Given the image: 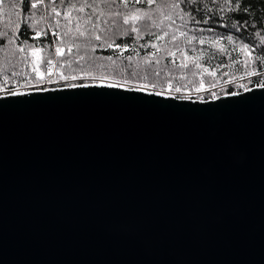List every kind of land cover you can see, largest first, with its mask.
<instances>
[{"label":"water","instance_id":"95a60500","mask_svg":"<svg viewBox=\"0 0 264 264\" xmlns=\"http://www.w3.org/2000/svg\"><path fill=\"white\" fill-rule=\"evenodd\" d=\"M32 93L0 95V264H264V89Z\"/></svg>","mask_w":264,"mask_h":264},{"label":"snow or ice","instance_id":"6c2138e0","mask_svg":"<svg viewBox=\"0 0 264 264\" xmlns=\"http://www.w3.org/2000/svg\"><path fill=\"white\" fill-rule=\"evenodd\" d=\"M99 3L115 5L119 2L123 6L127 7L133 0H98ZM135 3L139 4L141 2L146 3L151 6L156 3V0H134ZM183 0H171V7L173 9L180 8ZM191 3H196V0H190ZM27 3L28 6V15H23L24 9L21 7ZM49 3L52 5L56 4V0H8L7 5L5 0H0V13L4 12L5 7L11 9L10 15L15 16V20L11 21V26L13 27V37L8 38V43H13L14 39L18 38L19 30L22 25H27V28L36 30L37 25L40 24L41 20H45L46 17L41 15L38 19L36 18V12H46L49 7ZM65 0H60V4L63 5ZM97 3V0H93L91 4L88 3V0H83L78 11L83 12L85 7H93ZM232 0H224L225 5H231ZM205 7H207L205 5ZM77 5L71 3V0H68V11L65 16V19L68 23L72 21V9H76ZM241 8L240 3H236L234 6L229 7V11L238 10ZM210 10V9H209ZM220 11H224V8H220ZM52 12L55 13V16L59 17L60 12L57 11L55 7L52 8ZM115 16H122V26L119 32V36L122 37H131L132 43H115L114 38H110V42L105 41L104 44H92L91 40L88 39L87 43H76L80 37H85L87 39V32L82 31L79 22L77 21V26L75 32L77 35H71L73 29L68 28L67 24L65 25L66 31L63 34H59L56 31H51V36L53 37L51 43L45 44L44 46L34 45L28 43V40H22L21 43L26 45L28 51L31 52L32 59L29 61L28 56L25 55L21 58L20 62L24 63V67L27 68L30 64L31 72H22L17 73L13 72V76L23 75L25 77L24 83L21 86L24 90L19 88H9L7 85L11 77L5 75L3 82L0 83V94L4 96L12 97H24L32 95V89L35 92H56L62 90L63 88L67 89H86L90 87L96 88H107V89H117L123 88L125 91L130 93H146L148 96L154 97H164L165 99L171 100H190L193 103L199 102L201 104H208L213 101L221 100L222 97H238L243 93L252 92L254 89H264V70H258L257 67L251 68L249 70V58L252 56V45L240 41L239 51L244 54V60L240 61L231 57V53L228 50L220 45V41L226 39L229 44L235 43V38L232 35L226 37H215L214 39L208 36L201 34L200 36H191L184 31L180 32V36H184L187 40V44L191 45L193 40H198V43L203 45L209 43L210 45L216 46L220 53H224L229 56L230 63H216L214 66L205 67L201 60L207 59L211 62L215 59L216 54L206 52L205 50H198L193 47L191 51L193 53H198L194 56H188L184 48H181L179 45L175 46V51L172 48L166 49V56L172 57L170 63L174 66L175 69H180L179 74V84H174V81L177 80L176 76L172 75L173 68H169L167 64H162V60L165 57L157 58V52H160L161 47L154 42L148 41L144 44H138V42L143 39V33L148 36L155 35L156 40H163L169 34L168 32H163L162 35H156L152 32L153 28L158 27L155 20L152 19V16L143 9H136L132 12L121 13L119 11L114 13ZM191 18L190 13H185ZM171 19V17H168ZM181 20H184V16H180ZM194 19V18H193ZM144 22L141 27H137V24ZM106 23V22H105ZM195 23H201V21H195ZM203 23H208V20H203ZM123 25H128L129 27L124 28ZM56 26H59V20L56 22ZM53 25L48 24L47 29L41 28L39 31H35V35L31 37L32 40H39L43 36L49 34V30L52 29ZM233 28H236L239 31V28L236 25H233ZM205 31L212 33L213 29H199L200 33ZM7 32H0V37H6ZM92 38L96 41H100L102 37L97 34L95 31V24H93V31L91 33ZM256 36L260 37V47L264 48V35H261L260 32L255 33ZM64 37H69L67 41L64 40ZM178 37L173 34L169 43L176 41ZM98 47H107L114 48L119 54L116 56V59L112 55L108 56H95ZM155 49V51L146 52L143 56V66L136 60V57L140 55V49L147 48ZM75 48L76 55L73 59H58L66 55L65 49H67V54L71 55ZM86 49L83 54L80 53V49ZM236 49L233 48V51ZM19 52L24 53L25 48L21 47L18 49ZM125 51H131L135 53L133 55H123ZM179 51L181 54L180 62L177 63L175 57L176 52ZM41 53H47L45 56H41ZM91 53V54H90ZM117 61H120V64H117ZM124 61H127L125 64ZM105 62H110L108 66L116 65L120 68L119 78L111 75H106L102 70L105 68ZM193 66L191 71V76L193 79H188L187 74L184 72L185 69H189V65ZM251 63L264 67V54H257L252 60ZM76 64L79 67V70L72 68V65ZM123 64V67L120 65ZM233 64H242L243 73L240 76H236L234 73L230 74L228 71H223L220 73L221 69L231 68ZM43 65V69L42 66ZM67 67L69 69L68 73H65L63 69ZM99 71L100 74L96 75L95 73ZM240 71V69H236ZM163 73V75H162ZM218 73H220L218 75ZM205 76L210 77L209 81H205ZM151 77V80H150ZM198 82L196 81V78ZM251 77H258L259 79L253 81ZM227 78V79H225ZM98 81V83H77L76 81ZM186 81V83H185ZM223 81V83H221ZM246 81V82H245ZM61 82L62 88H49L44 85L57 84L60 85ZM225 85H232L234 90L228 91ZM191 86V87H190ZM213 89H218L215 91ZM193 93H195V100H193ZM201 93H206L205 95ZM16 102H23L17 100Z\"/></svg>","mask_w":264,"mask_h":264},{"label":"trees","instance_id":"16d2710c","mask_svg":"<svg viewBox=\"0 0 264 264\" xmlns=\"http://www.w3.org/2000/svg\"><path fill=\"white\" fill-rule=\"evenodd\" d=\"M8 0H5V4L7 5ZM47 2V0H46ZM83 0H71V3L77 5L76 9H72V21L68 23L65 19V16L68 11V0H65L63 5L60 4V0H56V4L52 5L49 3V7L46 12H36V18L38 19L41 15L45 16V20H41L40 24L37 25L35 31H39L41 28L47 29L48 24H52V29L49 30V34L47 36L41 37L39 40H32L31 37L35 35V31L27 28V25H22L21 29L18 33V38L14 39L13 43L9 44L8 38L13 37V27L11 26V21L15 20V16L10 15L11 9L5 7L4 12L0 13V32H7L6 37H0V83L3 82L4 76L7 75L11 77L8 87L9 88H19L23 89L21 86L24 83L25 77L23 75L13 76V72L22 73V72H31V66L27 68L24 67V63L20 62L21 58L25 55L28 56V60L32 59L31 52L27 50L26 45L22 44V40H28V43L44 46L45 44L51 43L53 37L51 36V31H56L59 34H63L66 31L65 25L67 24L68 28L73 29L71 35H77L75 32V28L77 26V21L79 22V26L82 31L87 32V39L85 37H80L76 43H87V40L90 39L92 44H104L105 41L110 42V38L115 39V43H132L131 37H122L119 36V32L122 26V16H115L114 13L119 11L121 13L132 12L136 9H143L147 11L152 19L155 20L158 27L153 28L152 32L156 35H162L163 32H168V36L163 40H156L155 35L148 36L143 33V39H141L138 44H144L148 41L157 43L161 47V51L157 52V58L165 57L162 60V64H167L169 68H173L172 75L177 77V80L174 81V84H179L180 81L178 79L180 74V69H175L173 65H171L170 61L172 57L166 56V49L172 48L175 51V46L179 45L181 48H184L187 52L188 56H194L198 53H193L191 49L193 47L198 50H205L209 53H215V59L211 62V64L207 61V59L201 60V63L204 64L205 67L214 66L216 63H230V59L228 55L224 53H220L216 46L210 45L209 43H205L203 45L198 43V40H193L191 45L187 44V40L184 36H180V32L184 31L188 34L189 37L195 35L200 36L201 34L215 38L226 37L228 35H232L235 38L234 44H229L226 39L220 41V45L225 47L228 52L231 53V57L237 60L243 61L244 54L239 51L240 41L244 43H248L252 45V56L249 58L250 62L248 65L249 70L253 67H257L258 70H264V67L259 66L258 64L254 65L251 63V60L257 54H264V48L260 47V37L256 36V32H260L261 35H264V0H232L231 5H225L224 0H196V3H191L190 0H183L180 5V8L173 9L171 7V0H156V3L149 6L146 3H135L134 0L127 7L119 4V2L115 5L97 3L93 7H85L83 12L78 11ZM93 0H88V3L91 4ZM236 3L241 4V8L234 11H229L228 8L234 6ZM205 5L207 7H205ZM24 9L23 15H28V6L27 3L21 6ZM55 7L58 12H60V16H55V13L52 12V8ZM220 8H224V11H220ZM210 9V10H209ZM185 13H190L191 18ZM184 16V20L180 19V16ZM171 17V19H168ZM194 18V19H193ZM207 19L208 23H203V20ZM59 20V26H56V22ZM195 21H201V23H195ZM106 22V23H105ZM143 21L137 24V27H141L143 25ZM93 24H95V31L99 34L102 39L100 41H96L92 38ZM233 25H236L239 28L237 31L236 28H233ZM124 28L129 27L128 25H123ZM208 29L212 28L213 32L209 33L205 31L204 33H200L199 29ZM175 34L178 39L172 43H169L171 40V36ZM69 37H64V40L67 41ZM24 47L25 52L21 53L18 51L19 48ZM233 48L236 50L233 51ZM86 49L81 48L80 53L83 54ZM76 49L73 48V52L71 55L67 54V49H65L66 55L64 57L58 58L61 60L68 59L71 60L76 55ZM140 55L136 57V60L143 66V56L146 52L155 51V49L147 48L140 49ZM91 54V53H90ZM119 53L114 49H110L107 47H98L95 56H108L112 55L114 59ZM47 53H41V56H45ZM133 55L135 53L131 51H125L124 54ZM181 54L179 51L176 52V61L180 62ZM126 64L127 61H124ZM106 66L102 70L106 75H111L119 78L120 68L116 65L108 64L110 62H105ZM117 64H120V61H117ZM43 69V65L41 66ZM123 67V64L120 65ZM72 68L79 70L78 65L73 64ZM236 69H240V71H236ZM193 70V66L189 65V69H185L184 72L187 74L188 79H193L191 76V71ZM65 73L69 72V69L65 67L63 69ZM223 71H228L230 74L234 73L237 77L242 75L244 69L242 64H233L231 68L221 69L220 73ZM218 73V75L220 74ZM99 75L100 72L97 71L95 73ZM163 75V73H162ZM252 78V77H251ZM198 77L196 81L198 82ZM211 78L205 76V81H209ZM227 79V78H225ZM252 78L253 81L257 80ZM151 80V77H150ZM77 83H89L90 81H76ZM246 82V81H245ZM91 83V82H90ZM186 83V81H185ZM223 83V81H221ZM63 82L60 85L51 84L53 87H62ZM191 87V86H190ZM228 91L234 90L232 85H225ZM218 91V89H213ZM205 95L206 93H201ZM2 95V94H0ZM193 99H195V93L192 94Z\"/></svg>","mask_w":264,"mask_h":264},{"label":"rangeland","instance_id":"374dc122","mask_svg":"<svg viewBox=\"0 0 264 264\" xmlns=\"http://www.w3.org/2000/svg\"><path fill=\"white\" fill-rule=\"evenodd\" d=\"M252 78H254V79H256V77H252ZM251 78V79H252ZM91 83H98V81H90ZM89 82V83H90ZM45 87H49V88H57V87H53L51 84H49V85H44ZM60 87V86H59ZM193 100H195V99H193Z\"/></svg>","mask_w":264,"mask_h":264},{"label":"built area","instance_id":"2783aa9c","mask_svg":"<svg viewBox=\"0 0 264 264\" xmlns=\"http://www.w3.org/2000/svg\"><path fill=\"white\" fill-rule=\"evenodd\" d=\"M258 78V77H257ZM20 90H24V89H20ZM29 91H32V89H28Z\"/></svg>","mask_w":264,"mask_h":264}]
</instances>
